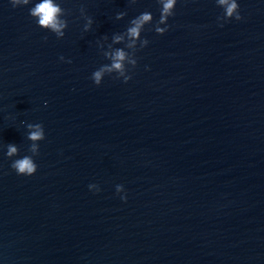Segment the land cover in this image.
<instances>
[{
  "label": "water",
  "instance_id": "obj_1",
  "mask_svg": "<svg viewBox=\"0 0 264 264\" xmlns=\"http://www.w3.org/2000/svg\"><path fill=\"white\" fill-rule=\"evenodd\" d=\"M36 2L0 0V264H264V0L226 22L216 0H177L164 35L157 0H57L59 39ZM145 11L132 78L95 85ZM28 123L45 139L24 176Z\"/></svg>",
  "mask_w": 264,
  "mask_h": 264
},
{
  "label": "clouds",
  "instance_id": "obj_2",
  "mask_svg": "<svg viewBox=\"0 0 264 264\" xmlns=\"http://www.w3.org/2000/svg\"><path fill=\"white\" fill-rule=\"evenodd\" d=\"M161 5L159 20L155 23L154 31L158 35H164L168 31V19L175 15V6L177 0H157ZM13 8L18 6H28L32 3V0H10ZM130 3H136V0H130ZM219 7L224 9V14L218 17V20L227 21L231 18H235L237 21L242 17L239 12V4L237 0H216ZM81 15L86 20L84 24V31L87 32L91 29L93 20L85 14V9L82 6L80 8ZM29 15L36 20L39 27L47 29L54 33L56 37L63 38L65 35V29L68 27V21L64 17L68 15L67 11L60 6L57 0H39L29 8ZM126 15V12H119L116 15V19L120 20ZM153 23V16L150 12L145 11L136 16L130 21V26L127 27L123 33H117L112 36V42L107 44V50L103 51V55L110 61L109 64L100 66L96 71L92 73L91 79L94 84L101 85L106 75H112L115 73V79H122L124 83H127L132 77L129 74L130 68H135L137 65L136 53L138 50L146 47L149 44L147 38H142L141 34L145 30V26ZM164 25V27H161ZM223 27V23L220 24ZM46 39V37H45ZM108 37L104 36L103 40L107 41ZM123 44V48H115L113 45ZM101 49H104V43L98 42ZM127 49V50H126ZM64 59L63 56L60 57ZM71 63V61H68ZM28 129L27 139L31 141L28 151L31 155H25L22 158L14 159L11 163V168L18 174L24 176H31L37 171V164L34 162L33 157L39 155V141L45 139V132L43 125L40 123L26 125ZM19 149L15 144L7 145L6 155L9 158L18 156ZM90 190L94 189L99 191L97 185H89ZM116 192H124L122 185L116 186ZM121 199L126 200V196H122Z\"/></svg>",
  "mask_w": 264,
  "mask_h": 264
}]
</instances>
